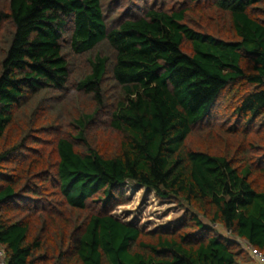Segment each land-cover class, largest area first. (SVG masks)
<instances>
[{"label":"trees","instance_id":"16d2710c","mask_svg":"<svg viewBox=\"0 0 264 264\" xmlns=\"http://www.w3.org/2000/svg\"><path fill=\"white\" fill-rule=\"evenodd\" d=\"M0 34L1 262L256 264L212 226L264 253V0H0ZM130 182L190 220H117Z\"/></svg>","mask_w":264,"mask_h":264},{"label":"rangeland","instance_id":"374dc122","mask_svg":"<svg viewBox=\"0 0 264 264\" xmlns=\"http://www.w3.org/2000/svg\"><path fill=\"white\" fill-rule=\"evenodd\" d=\"M108 11L111 10L109 7V2H107ZM128 8L126 4L121 5L118 7L114 14H119L125 11ZM112 16V15H111ZM195 19L196 21H199V16H193L191 17ZM201 23V22H199ZM204 24V23H202ZM206 24V23H205ZM209 26L214 32L218 31L221 34L226 33V29H222L221 22L218 20H215L214 22L210 23ZM219 28V29H216ZM217 33V32H216ZM2 34H0L1 39ZM77 63L80 64L81 60L76 59ZM72 94L70 93L68 96L70 97ZM81 100L85 101L83 97H80ZM85 102H79V101H73L72 106L74 109L81 108V106ZM89 103H87V108ZM90 105V104H89ZM49 121V118H46L44 120V123H47ZM23 125V124H21ZM48 130V129H47ZM19 131V130H17ZM52 134L48 130V136L45 137L47 143L43 144L42 148H38L39 150H44V156L45 159H50L52 164L55 163L57 156L55 155V145L53 142L55 141V136L58 131H51ZM98 134H96V140L98 141V145L100 150L105 154L113 155L119 147V137L116 133L112 132L109 127H104L97 131ZM214 137H217V142H221L222 144H226L227 141L226 138H221L214 134ZM192 142L190 143V147L192 148H203L206 141L203 136L200 135V133H195V135L192 137ZM215 139V138H214ZM211 140V139H210ZM193 145V146H191ZM197 145V146H196ZM51 192V191H50ZM52 193V192H51ZM120 203V204H118ZM96 206V205H95ZM90 209H93L90 208ZM110 214L115 217L117 220L121 221L122 223H125L127 225L133 226L135 228L140 229L144 233H150L155 231H171L178 229L183 222H188L189 216L186 214V209L178 204L175 203H167L160 201L154 192L139 187L135 183H128L125 189V199L118 200L114 204H112L109 207ZM51 212H55L54 209L50 210ZM87 215H89V212H84L80 214V219L82 220ZM74 217H71L74 220H76L77 215H73ZM71 219V220H72ZM46 221V222H45ZM204 221V220H203ZM205 224L209 225L208 222L204 221ZM49 223L51 226L50 220H48L47 216H38L34 219L33 222V230L35 234L39 230V228L45 224ZM211 225V224H210ZM213 229L216 230L217 233L220 235H225V237L230 238L231 240H234L236 243H238L241 248L247 253L252 254L250 250V246L243 240H240L238 238H235L231 233H227L223 228L220 226H212ZM2 256V253L0 252V257ZM253 260L256 262V264H260L258 260L253 257ZM3 261V260H2ZM0 264H4L0 261Z\"/></svg>","mask_w":264,"mask_h":264},{"label":"built area","instance_id":"2783aa9c","mask_svg":"<svg viewBox=\"0 0 264 264\" xmlns=\"http://www.w3.org/2000/svg\"><path fill=\"white\" fill-rule=\"evenodd\" d=\"M250 250L252 255L258 260V262L260 264H264V253L254 249L253 247H251Z\"/></svg>","mask_w":264,"mask_h":264}]
</instances>
